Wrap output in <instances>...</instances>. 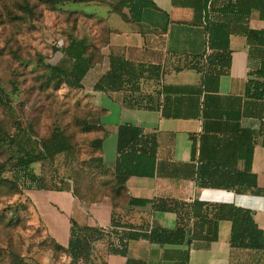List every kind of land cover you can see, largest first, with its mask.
I'll return each mask as SVG.
<instances>
[{"label": "crops", "instance_id": "0c3cea01", "mask_svg": "<svg viewBox=\"0 0 264 264\" xmlns=\"http://www.w3.org/2000/svg\"><path fill=\"white\" fill-rule=\"evenodd\" d=\"M119 1L106 0L97 7V19L105 28L101 61L81 82L80 90L90 94L87 102L96 114L98 130L90 142L100 143L99 148H90L87 169L91 176L98 175L101 190H118L114 174L117 132L129 125L155 138V174L130 177L120 197L105 193L97 200L75 195V175L53 180L37 176V191L27 195L37 223L61 249L78 245L75 258L83 264H264V250L230 246L228 221L218 223L216 241L194 240L190 235L194 201L206 204V212L217 205L249 210L257 229L264 232V47L249 44L244 33L246 29L262 31L264 22L256 10L245 14L243 0H148L153 7L142 8L136 19L130 10L136 0ZM210 25L224 26L230 32L226 53L209 49ZM110 57L157 67L160 80L149 79L138 91H94L109 71ZM163 87L171 91L163 93ZM162 105L179 117H163ZM236 129L252 133L251 142L247 139L244 146L253 149L250 171L257 188L200 187V165L197 157L191 158L192 139L197 141L207 132L229 145L238 136ZM235 156L232 150L229 158ZM209 170L227 175L242 172L244 159L212 165ZM131 199L148 203L131 206ZM162 203H177V212L157 210ZM113 222L121 231H109ZM130 234L142 237H125ZM164 234L172 242H160Z\"/></svg>", "mask_w": 264, "mask_h": 264}, {"label": "rangeland", "instance_id": "374dc122", "mask_svg": "<svg viewBox=\"0 0 264 264\" xmlns=\"http://www.w3.org/2000/svg\"><path fill=\"white\" fill-rule=\"evenodd\" d=\"M76 1L51 6L43 0H0V264H62L70 256L37 223L27 196L37 183L22 176L28 160L37 159L29 165L35 179L80 176L78 197L96 200L107 193L87 169L90 94L68 88L58 71L69 66L70 39H85L97 51L104 44L96 10L106 0ZM57 142L66 151L41 159L45 146Z\"/></svg>", "mask_w": 264, "mask_h": 264}, {"label": "trees", "instance_id": "16d2710c", "mask_svg": "<svg viewBox=\"0 0 264 264\" xmlns=\"http://www.w3.org/2000/svg\"><path fill=\"white\" fill-rule=\"evenodd\" d=\"M45 3L51 6H57L66 3H76V0H43ZM130 0H120L119 4L128 2ZM242 5L247 9L246 15H249L251 10H256L259 14V19L264 22V0H243ZM135 7L131 8V16L136 19V15L144 7L151 6L153 4L148 0H136ZM209 34V49L212 51H222L223 53L228 51V35L229 31L224 26L210 25L207 27ZM247 42L251 45L264 47V29L260 32L245 30ZM65 56L68 59L69 66L63 69L59 68V72L63 76L64 84L74 90L81 89L82 79L85 77L88 70L95 64L101 61L99 49H93V47L87 42V40H75L70 39L69 44L65 50ZM261 68L264 69V63L261 64ZM160 69L157 67H145L143 65H133L130 62L120 57H110L109 59V71L103 75L97 84L94 86V91L101 92H119L125 89L131 91L140 90V85L147 80H154L159 82ZM207 84V82H203ZM171 91L170 88H162L163 93ZM161 115L165 118H177L179 115L174 114L162 105ZM92 118L86 122V131L95 133L98 128L94 117L96 114L91 112ZM210 116L205 115V117ZM214 117V116H213ZM207 131V130H205ZM238 134L236 138H233L229 145H225L223 139H216L210 136L207 132H204L200 138L192 139V152L191 158L200 165L198 170L199 185L202 188H216V189H243V190H255L256 178L251 174L252 163V146L250 145L248 150L244 146L247 139L251 142L250 138L252 133L242 129H236ZM244 146V147H243ZM92 148H99V141L90 143ZM156 142L152 136H144L142 131L138 128L124 125L119 127L117 132V160L114 167L115 174V186L118 190L114 192H107L108 194L116 197H120L121 189L125 182L130 177H147L151 178L155 174V154H156ZM235 151L233 159L229 158L231 151ZM66 147L64 143H56L55 145L45 146L44 154L41 159L51 161L57 154L64 153ZM197 153V154H196ZM247 153V154H246ZM244 159V170L242 172L236 171L232 174H223L222 171L209 170L212 165L224 164L228 162H235L237 159ZM37 159L28 160L25 163L22 176L25 179L37 183L29 171V165L36 162ZM97 163H102L101 159L96 160ZM217 176L218 181H214ZM83 178V177H82ZM75 189L80 185V176L75 174ZM99 199V198H98ZM97 200V199H96ZM148 202L143 200H129L128 204L131 206H145ZM157 210L167 212H177L178 204L171 203L168 206L166 203L157 205ZM208 206L204 203L194 201L191 205V217L194 218L190 235L191 239H199L205 241L217 240V225L221 221H228L231 223V237L230 246L232 248L247 249V250H264V232L257 229L254 224L252 212L246 209L238 208L233 205H217L210 209V212H206ZM210 214L209 218L207 215ZM113 227H119L117 223L113 222ZM178 232H181L180 230ZM126 238L137 239L142 237L141 235H126ZM154 238L151 237V239ZM160 242H172L167 235H161L159 237ZM74 243H71L68 249L70 259L75 257Z\"/></svg>", "mask_w": 264, "mask_h": 264}, {"label": "built area", "instance_id": "2783aa9c", "mask_svg": "<svg viewBox=\"0 0 264 264\" xmlns=\"http://www.w3.org/2000/svg\"><path fill=\"white\" fill-rule=\"evenodd\" d=\"M117 231V232H119V231H121V229H119V228H114V227H112V229L111 230H109V231ZM103 232H108V230H103ZM62 264H83L81 261H73V260H71L70 258L66 261V262H63Z\"/></svg>", "mask_w": 264, "mask_h": 264}]
</instances>
